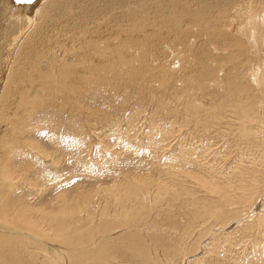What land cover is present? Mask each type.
Segmentation results:
<instances>
[{"label":"rangeland","instance_id":"rangeland-1","mask_svg":"<svg viewBox=\"0 0 264 264\" xmlns=\"http://www.w3.org/2000/svg\"><path fill=\"white\" fill-rule=\"evenodd\" d=\"M5 1L0 128L21 116L0 134L16 235L0 264H59L54 246L67 264H264V28L233 10L249 0H192L182 24L124 0L117 25L154 19L136 39L97 23L119 0ZM27 3L40 13L13 44Z\"/></svg>","mask_w":264,"mask_h":264},{"label":"bare ground","instance_id":"bare-ground-1","mask_svg":"<svg viewBox=\"0 0 264 264\" xmlns=\"http://www.w3.org/2000/svg\"><path fill=\"white\" fill-rule=\"evenodd\" d=\"M47 1L48 0H46L45 1V3L43 4L44 6H45V4L47 5ZM65 1V0H64ZM63 1V2H64ZM67 1H70V0H67ZM72 1V0H71ZM70 1V2H71ZM74 1H77V0H74ZM73 1V2H74ZM87 1H89V5H87V7H85V11H87V12H89V10H90V8L91 7H93V1L94 0H83V3L85 2V3H87ZM108 1V0H107ZM112 1V0H111ZM117 0H115V2H116ZM119 1H122L123 3H122V6L120 5H118V1H117V4L115 3V5L112 7V11L111 10H109L108 12H107V14L106 15H104L105 13H102V15H101V12H98V13H100V16H101V18L100 19H98V18H96V21H94V19L92 20L93 22H94V24H96V22H97V19L99 20L97 23H98V25L101 27V28H103L102 26V24L100 25L99 24V22L100 21H102L103 20V22H104V25H108L109 23H113V24H115V25H113V24H110V26L108 27V28H106L107 30L106 31H109V32H116V30H118V31H127V32H129L127 29V27H125L124 25H122V24H120V25H117L116 23H115V21H117L116 20V17H114L115 15H119L118 13H113V12H115L116 10H117V8H123L125 5H124V3H125V1L124 0H119ZM128 1V0H127ZM139 1V0H138ZM194 1V0H193ZM199 1V0H198ZM217 1V0H216ZM60 2L62 3V0H60ZM97 2V1H96ZM95 2V4L94 5H96L98 2H99V0H98V2L96 3ZM102 2V1H101ZM135 2H137V0H135ZM202 2V1H201ZM207 2V1H206ZM219 2V1H218ZM227 2V1H226ZM240 2H242V1H240ZM12 3V2H11ZM144 3H145V6L144 7H147L148 9H149V7H151L150 9H152L153 11H157V12H159V11H161V10H163V11H166V12H169V14L170 15H172V17L173 18H179V16H181V15H183L184 16V14H190V12L194 9V10H196V11H198L199 9V7L200 6H205V5H199V7L197 6L196 7V5H195V3L194 2H192V0H143V3H142V5H144ZM204 3V2H203ZM202 3V4H203ZM216 3V2H215ZM228 3V2H227ZM7 4H8V2L6 3V1L5 0H0V13L2 12V11H7V7L8 6H10V5H8L7 6ZM73 4V3H72ZM78 4H79V0H78ZM82 4V3H81ZM196 4H197V2H196ZM201 4V3H200ZM213 4V3H212ZM212 4H210V5H212ZM238 4H240V3H238ZM237 4V5H238ZM19 5V4H18ZM25 5V6H24ZM60 6H61V4H59ZM75 5V4H74ZM85 5V4H84ZM84 5H83V7H84ZM85 5V6H86ZM98 5H99V3H98ZM224 5V4H223ZM225 5H227V4H225ZM23 6L24 7H22V9H21V11L20 12H18V13H12V15H11V20H14L18 25H19V32H17V33H19L18 35H17V38L13 41V44H16L17 42H18V40L19 39H21L22 38V35L33 25V23H34V21L38 18V16L36 15V13H38V15H39V11L37 10V9H34V8H32L31 6H30V4H23ZM34 6V5H33ZM69 6H70V3H69ZM97 6V5H96ZM101 6V5H100ZM209 6V5H208ZM222 6V5H221ZM21 6H19V8H20ZM107 7V6H106ZM141 8L144 12H145V15H147V14H150V17L152 16L151 15V13H150V11L148 12L147 11V9H145V8ZM230 7V6H229ZM10 8V7H9ZM44 8V7H43ZM79 8L80 7H77V6H74L73 8H71L69 11H68V14L70 15V17H73L74 19L75 18H78V13L79 12H81V11H79ZM97 8V7H96ZM108 8H111V7H108ZM201 8V7H200ZM204 8V7H203ZM206 8V7H205ZM210 8V7H209ZM213 8V7H212ZM49 9V8H48ZM47 9V10H48ZM83 8H80V10H82ZM229 9V8H228ZM234 9H236L235 10V14L237 15V17H240V18H246V20L248 19H250V22L252 21L253 23H251L252 25H253V28H255L256 26V23L257 22H262V24L263 25H261L262 26V28H264V2L262 1V0H249L248 1V3L247 4H245L244 5V8H240V7H238V6H236V5H234V8H233V10ZM51 9H49V11H50ZM94 10V9H93ZM208 10V9H207ZM62 11V10H61ZM100 11V10H99ZM122 11V10H121ZM205 11V10H204ZM204 11L202 12V13H204ZM230 11V10H229ZM11 12V11H10ZM65 12V11H64ZM199 12V11H198ZM209 13H210V11H208ZM226 12V11H225ZM3 13V12H2ZM122 13V12H121ZM165 13V12H164ZM85 14V13H84ZM89 14V13H88ZM109 14H111V15H113L112 17H109ZM197 14V13H196ZM226 14V13H225ZM0 15H2V14H0ZM59 15V14H58ZM62 15V14H61ZM65 15V14H64ZM83 15V14H82ZM86 15V14H85ZM84 15V16H85ZM94 15V14H93ZM93 15H92V13H91V16L89 17V15H88V17H89V19H91V17H93ZM96 15V14H95ZM141 15V14H140ZM200 15V14H199ZM66 16V15H65ZM81 16V15H80ZM87 16V15H86ZM120 16H122V15H120ZM142 16V15H141ZM187 17H190V16H188V15H186ZM1 17V16H0ZM59 17V16H58ZM63 17V16H62ZM87 17V18H88ZM114 17V18H113ZM144 17V16H143ZM197 17V16H196ZM201 17V16H200ZM36 18V19H35ZM117 18H119V16L117 17ZM123 18H125V17H123ZM148 18V17H147ZM157 21L158 22H160V21H169V19H168V17L165 19H161L160 20V15H158L157 17ZM193 18V17H192ZM195 18V17H194ZM198 18V17H197ZM219 18H220V16H219ZM218 18V19H219ZM3 19V18H2ZM8 19V18H7ZM61 19V18H60ZM63 19V18H62ZM65 19V18H64ZM67 19V18H66ZM65 19V20H66ZM69 19V18H68ZM72 19V18H71ZM113 19H115V20H113ZM143 19V18H142ZM146 19V18H145ZM151 19V18H150ZM180 19V23L182 24L183 23V21H184V18H179ZM224 19H225V17H224ZM76 20H78V19H76ZM75 20V23H77V21ZM111 20V22H108V21H110ZM144 20V19H143ZM154 20V19H153ZM153 20H144L143 22H141V24H138V23H131L130 25H131V27L133 28V30L132 31H130L129 33H131L130 35H129V37L131 38V37H134L133 39H136L139 35H140V33L143 31V30H147V29H149V27H151V23H153L154 21ZM242 20V19H241ZM156 21V19H155V22H157ZM233 21H235V20H233ZM36 22V21H35ZM61 22H63V21H61ZM66 22L67 23H71V20H66ZM86 22H88V21H86ZM245 22V21H244ZM60 23V22H59ZM66 23V24H67ZM102 23V22H101ZM259 23V24H260ZM65 24V23H64ZM125 24V23H124ZM231 24V23H230ZM241 24V23H240ZM153 25V28H156V29H159V30H156L157 32L159 31H161L160 29V26L158 25V23H155V24H152ZM222 25V24H221ZM242 25V24H241ZM246 25V24H245ZM164 26H166V25H164ZM60 27V26H59ZM95 27V26H94ZM97 27V26H96ZM238 27V29H239V32L241 31V30H244V29H241V27H239V25L237 26ZM236 27V28H237ZM234 28V27H233ZM243 28V27H242ZM257 28V27H256ZM88 29H90V28H88ZM238 29H236V30H238ZM260 29V28H259ZM248 30V29H247ZM258 30V29H257ZM263 30V29H262ZM261 30V31H262ZM141 31V32H140ZM250 31V30H249ZM252 31V30H251ZM260 31V30H259ZM40 32H41V29H40ZM15 33V32H14ZM89 32H87V33H85L86 34V36H87V38H89V39H86V41L83 43V45H85V43L87 42V41H91L92 39H93V37H92V35L91 34H88ZM242 34L244 33V32H241ZM247 33H245V34H243V35H246ZM261 34V36L264 34V30L262 31V33H260ZM249 35V34H248ZM121 36H122V32H121ZM124 38V37H123ZM251 40H252V42L253 41H257L258 40V33H257V31L256 30H254V32H253V35H250V37H249ZM109 44V43H108ZM256 44V43H255ZM10 46H11V44H8V45H6V51H5V53H4V58H3V66H1L0 67V87L2 86V74H3V68H4V64H5V62L9 59V57L10 58H12L11 56H12V53L11 52H8V50H9V48H10ZM15 46V45H14ZM255 46V45H254ZM10 51V50H9ZM29 51L30 50H27V55H28V53H29ZM53 52V51H52ZM30 55V54H29ZM31 55H32V53H31ZM9 56V57H8ZM48 61V59H45V61H44V63L45 62H47ZM5 78V77H4ZM34 91V90H33ZM28 96V95H27ZM1 104V103H0ZM14 110H16V109H14ZM13 115H11L12 117H10V119L11 120H7V118L6 117H8L9 118V116H7V115H4L3 117H4V119L2 120L3 122H2V124L1 125H3V127L4 128H2V126H1V128H0V134H2L3 136H5V137H7V138H9V135L11 134V133H13V129H10V127H8V125H12V120L13 119H17L18 121L16 122V125H17V123H18V125H20V121H19V116H21V114L20 113H18V112H13L12 113ZM2 117V118H3ZM20 128V127H19ZM12 135H14V134H12ZM16 138V137H15ZM14 138V139H15ZM5 140V139H4ZM17 140V141H16ZM16 140L14 141H12V142H18V140H20L19 139V135H18V138H16ZM8 145H6V146H2V147H0V180L1 181H3L4 183H3V186L2 187H0V206L2 205V202H1V199H2V201L4 202V199L7 197V195H8V192L7 191H9V186H8V183H9V180L8 179H5V173H3V171L4 170H7L6 169V163H5V160H7V159H9V157H7V156H9V155H11L13 152H11V153H8L9 151H13V150H15L14 148H12V147H7ZM4 163H5V169H4ZM27 222V221H26ZM13 231L15 232V229H13V228H11V227H9L7 224H5L4 222H2V221H0V239H1V241H5L6 240V238H4V237H6L8 234H12L13 233ZM16 233H19V234H21L20 233V230L19 231H17ZM23 233V232H22ZM15 234V233H14ZM14 234H12L11 236H16V235H14ZM23 235V234H22ZM22 235H20V236H22ZM10 242V241H9ZM14 242V241H13ZM11 245V244H10ZM49 245V244H48ZM8 247V246H7ZM45 248H46V246H45ZM25 249H27V248H23V250H25ZM51 250H52V248H50ZM49 250V249H48ZM26 251V250H25ZM31 251V250H30ZM29 251V253L28 252H26V255L27 256H31V252ZM69 251H64L63 250V248H57V247H55L54 246V249H53V251H52V253H53V257H55L56 258V261L59 263V264H67V256H66V254L65 253H67L68 255H69V253H68ZM4 254V253H3ZM43 254V253H42ZM15 256V255H14ZM18 256V255H17ZM16 257V256H15ZM8 258V257H7ZM18 258V257H17ZM54 258V259H55ZM1 259H3L4 260V257H3V255H2V250L0 249V260ZM19 259V258H18ZM2 260V261H3ZM17 260V259H16ZM8 264H9V262H7Z\"/></svg>","mask_w":264,"mask_h":264}]
</instances>
